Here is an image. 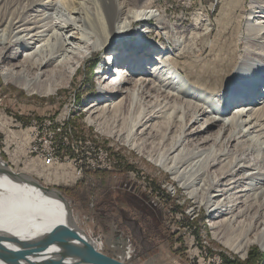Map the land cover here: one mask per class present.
<instances>
[{"label": "bare ground", "instance_id": "bare-ground-1", "mask_svg": "<svg viewBox=\"0 0 264 264\" xmlns=\"http://www.w3.org/2000/svg\"><path fill=\"white\" fill-rule=\"evenodd\" d=\"M146 2L0 0V75L28 93L49 95L71 84L86 57L106 50L95 75L97 95L85 107L87 122L117 138L119 129L98 120L115 114L126 127L125 143L199 199L222 244L241 257L250 242L264 249V0L248 1L244 36L237 35L232 49L243 39L240 55L226 50L185 68L157 38L165 36L178 56L192 51L202 15L191 32L169 38L173 24ZM129 31L137 45L154 34L155 55L136 45L116 47ZM39 185L0 158V253L34 251L37 239L60 226L102 251L104 242L80 228L65 199ZM114 247L120 260L130 256L122 241ZM55 251L49 246L17 263L56 259ZM76 255L69 251L65 263Z\"/></svg>", "mask_w": 264, "mask_h": 264}, {"label": "rangeland", "instance_id": "rangeland-1", "mask_svg": "<svg viewBox=\"0 0 264 264\" xmlns=\"http://www.w3.org/2000/svg\"><path fill=\"white\" fill-rule=\"evenodd\" d=\"M248 1L147 0L145 6L163 12L173 24L174 30L166 35L169 38L179 30L184 34L191 32L196 27L195 18L202 15L204 21L201 30L196 29L199 36L192 51L178 56L174 54L176 47L172 42L165 36L157 38L165 47H171L175 62L185 68L201 66L209 56L224 54L226 50L240 55L243 39L239 40L238 50L232 49L237 35L244 36ZM130 34L131 31L116 47L136 45L155 55L154 34H148L142 45H137L136 38ZM105 56L106 50L93 52L78 67L69 86L49 95L28 93L0 75V158L12 170L26 173L41 186L60 191L80 228L104 242L102 252L117 256L119 249L114 245L122 241L130 252L129 264H205L208 261L223 264L224 257L244 261L251 248L262 254L254 264H264V249L257 242H250L241 257L213 235L208 214L199 199L188 195L169 172L125 143L122 135L126 127L116 121L115 114L103 113L98 120L105 121L109 128L119 129L122 135L117 138L87 122L85 107L97 95L95 75ZM94 59L97 63L91 70ZM224 72L222 68L221 73ZM259 91L264 92L263 85ZM62 115L65 116L62 130L56 138L59 157L46 167L26 150L31 128L35 123ZM80 139L96 147L94 159L101 168L80 165L65 149L63 142L67 140L76 148ZM143 149L147 151L149 147ZM115 236L120 241L116 242Z\"/></svg>", "mask_w": 264, "mask_h": 264}, {"label": "water", "instance_id": "water-1", "mask_svg": "<svg viewBox=\"0 0 264 264\" xmlns=\"http://www.w3.org/2000/svg\"><path fill=\"white\" fill-rule=\"evenodd\" d=\"M37 184L39 185L38 182ZM39 186L42 189L55 191L62 198H64L60 191L43 187L41 185ZM73 239L81 241L83 246L75 247L70 243ZM114 239L116 242L120 241L119 236H115ZM19 243L31 244V242L28 241H20ZM35 243L36 247L34 251L32 249L29 250L24 247H19V249H11L6 253H0V262L4 264H18L17 262L19 259L33 252H40L46 247L55 246L56 251L54 254H57L58 258L43 260L39 264H81L84 262L88 264H129L128 260H120L117 256L108 255L102 251H97L88 241L81 239V237L77 235V231L68 226H60L48 231V233H46L43 237L37 239ZM69 251L74 252L78 256L76 255V258L69 259V263H65Z\"/></svg>", "mask_w": 264, "mask_h": 264}, {"label": "built area", "instance_id": "built-area-1", "mask_svg": "<svg viewBox=\"0 0 264 264\" xmlns=\"http://www.w3.org/2000/svg\"><path fill=\"white\" fill-rule=\"evenodd\" d=\"M64 118V115L53 119L49 118V121L35 123L31 128L32 131L30 133V141L26 150L27 152L33 154L36 158L40 159L42 164L46 167L55 163L59 157L56 150L58 145L56 138L62 130L61 125L64 121ZM77 142L78 145H76V148H73V144L68 143L67 140L63 142V145L65 149L69 150L68 153L70 155L79 160L80 165H83L86 168H101V166H99L94 159V156L98 151L96 147L91 146L87 142L81 141V139ZM69 154H67V156H69ZM157 200L158 198H155L156 202ZM180 220L181 219L177 220L176 222H179ZM182 228L185 229V226H182ZM129 258L130 257H128L126 260ZM209 263L210 261L205 264Z\"/></svg>", "mask_w": 264, "mask_h": 264}, {"label": "trees", "instance_id": "trees-1", "mask_svg": "<svg viewBox=\"0 0 264 264\" xmlns=\"http://www.w3.org/2000/svg\"><path fill=\"white\" fill-rule=\"evenodd\" d=\"M97 60L94 59V61L91 64V70H93L94 66L96 65ZM92 75V73H91ZM190 224V223H188ZM183 244L187 245V242L185 241V239H183ZM262 258V254L254 248H251L248 252L247 258L244 261H239V260H231L228 259L227 257H224L223 259V264H254L255 262H257L258 260H260Z\"/></svg>", "mask_w": 264, "mask_h": 264}, {"label": "crops", "instance_id": "crops-1", "mask_svg": "<svg viewBox=\"0 0 264 264\" xmlns=\"http://www.w3.org/2000/svg\"><path fill=\"white\" fill-rule=\"evenodd\" d=\"M41 164H42V162H41ZM157 253H159V251ZM152 264H154V263H152Z\"/></svg>", "mask_w": 264, "mask_h": 264}]
</instances>
